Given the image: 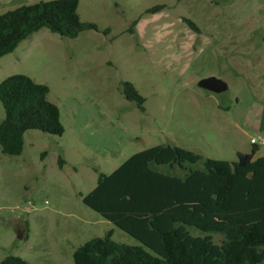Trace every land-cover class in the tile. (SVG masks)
Segmentation results:
<instances>
[{"label":"rangeland","instance_id":"374dc122","mask_svg":"<svg viewBox=\"0 0 264 264\" xmlns=\"http://www.w3.org/2000/svg\"><path fill=\"white\" fill-rule=\"evenodd\" d=\"M37 1L0 2V13ZM77 10L97 29L67 37L43 27L0 57V81L23 73L47 84L64 126L25 131L18 155L0 150V260L73 264L78 245L109 230L137 244L82 202L100 172L157 144L238 161L264 136V0H79ZM209 75L227 89L200 88ZM124 81L144 111L124 97Z\"/></svg>","mask_w":264,"mask_h":264},{"label":"trees","instance_id":"16d2710c","mask_svg":"<svg viewBox=\"0 0 264 264\" xmlns=\"http://www.w3.org/2000/svg\"><path fill=\"white\" fill-rule=\"evenodd\" d=\"M78 4L40 0L0 13V57L43 27L67 37L97 29L81 21ZM48 93L47 84L23 73L0 81L3 154H20L29 129L63 134L59 107ZM122 93L144 111L145 97L133 83L124 81ZM252 145L242 166L157 144L133 153L110 173L100 172L82 202L138 243L117 242L109 230L78 245L73 264H264V155L253 158L259 145ZM161 166L185 173L172 174ZM214 234L221 235L218 242ZM0 264L33 263L7 255Z\"/></svg>","mask_w":264,"mask_h":264},{"label":"water","instance_id":"95a60500","mask_svg":"<svg viewBox=\"0 0 264 264\" xmlns=\"http://www.w3.org/2000/svg\"><path fill=\"white\" fill-rule=\"evenodd\" d=\"M197 85L210 92H221L227 89L228 84L225 80L215 75H209L200 78L197 81ZM238 165L242 166L246 162V155L244 153H238Z\"/></svg>","mask_w":264,"mask_h":264},{"label":"built area","instance_id":"2783aa9c","mask_svg":"<svg viewBox=\"0 0 264 264\" xmlns=\"http://www.w3.org/2000/svg\"><path fill=\"white\" fill-rule=\"evenodd\" d=\"M250 142L251 144L264 145V136L251 137Z\"/></svg>","mask_w":264,"mask_h":264},{"label":"crops","instance_id":"0c3cea01","mask_svg":"<svg viewBox=\"0 0 264 264\" xmlns=\"http://www.w3.org/2000/svg\"><path fill=\"white\" fill-rule=\"evenodd\" d=\"M7 1H9V0H0V2H7ZM17 7V6H16ZM42 29V28H41ZM40 30V29H39ZM39 30H37V31H39ZM37 31H35V32H37ZM34 33V32H33ZM231 161H234V160H231Z\"/></svg>","mask_w":264,"mask_h":264}]
</instances>
